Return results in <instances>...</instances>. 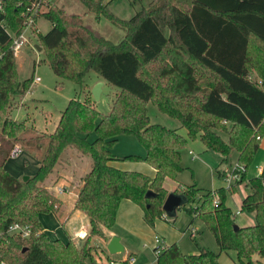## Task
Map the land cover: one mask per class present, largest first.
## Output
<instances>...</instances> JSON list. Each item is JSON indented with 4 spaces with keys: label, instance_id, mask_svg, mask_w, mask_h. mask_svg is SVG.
Masks as SVG:
<instances>
[{
    "label": "trees",
    "instance_id": "1",
    "mask_svg": "<svg viewBox=\"0 0 264 264\" xmlns=\"http://www.w3.org/2000/svg\"><path fill=\"white\" fill-rule=\"evenodd\" d=\"M36 1L0 0V264H93L90 239L113 232L122 201L139 206L147 225L154 226L164 214L165 181H176L183 172L180 150L197 138L207 151L237 154L245 172L236 184L244 182L248 190L241 213L254 216L256 224L234 231L226 199L236 185L204 192L183 187L175 194L213 233L220 254L235 251L238 264H264V165L258 177L247 180L264 140V0H153L125 21L105 0H75L86 9L83 15L51 0L48 11L36 17L51 23L49 32L35 33L36 25L31 32L56 77L77 86L52 134L12 116L34 83L33 78L18 81L13 44L25 28L22 14ZM88 15L107 20L124 36L109 40ZM90 72L116 89L109 114L95 109L85 80ZM149 104L178 120L188 140L152 125ZM121 135L135 136L145 158L114 157L111 150ZM70 150L76 151L71 159H91L74 203V211L89 221L80 248L72 240L51 238L41 223L44 215L63 217L53 189L64 178L58 167L70 159L64 158ZM21 151L40 162L27 181L6 169L7 160ZM117 161L144 163L155 175L122 170ZM148 192L153 195L147 197ZM13 224L32 226L33 235L21 240L7 234ZM220 254L203 249L189 256L173 244L155 264H219Z\"/></svg>",
    "mask_w": 264,
    "mask_h": 264
},
{
    "label": "rangeland",
    "instance_id": "2",
    "mask_svg": "<svg viewBox=\"0 0 264 264\" xmlns=\"http://www.w3.org/2000/svg\"><path fill=\"white\" fill-rule=\"evenodd\" d=\"M54 1L60 6L65 5L68 13L83 15L86 12L84 6L75 0ZM105 1L106 3L110 2V12L114 13L120 20L125 21L141 11L143 7H148L153 0ZM87 20L95 29L111 41H117L124 36L123 32L103 18L98 20L96 17L88 15ZM50 28L51 23L42 18L38 22V27L36 24L35 33L38 34L39 32L42 35H46ZM28 34V44L20 49L21 51L18 55H15L17 79L18 81L23 82L31 78L35 80V78L38 77L41 82L36 83L34 81L30 91L18 99L19 102H23V99L26 97V103L24 106L20 105V107L14 109L12 111V116L13 119L19 123L22 122L29 127L33 126L39 132L52 134L56 129L55 127L58 124L63 111L66 109L69 102L76 97L77 86L70 80H60L56 77L51 66L48 65L46 61V53L44 50H42L41 47V52L36 49V45L38 47L39 45L35 34H32V32ZM85 80L89 85H92L98 80V78L94 73L90 72ZM261 82L262 81H260V83ZM115 90V88L106 85L101 93V98L98 101L93 99L96 111L101 112L102 114H109L111 112L110 110ZM147 109H149L148 115L152 125L165 126L170 130L176 131L187 139V132L178 120L176 121L168 115L160 113L152 104H149ZM95 139L96 135L91 134L88 141L93 142ZM111 152L114 157L118 158L131 156L145 158L146 154L141 143L133 135L119 136ZM73 153L76 154V151H68L64 158L66 159L68 155H70V159L64 162L61 167H58L64 177H73L72 173L74 171H79V167L76 168L75 166L76 163L82 167L87 163L89 164V167L91 165V159L85 155L79 156L80 160L78 162L76 159H71ZM180 155L182 156L181 166L183 172L179 175V178L176 181L167 180L164 186L165 188L169 190L178 188L175 193L183 187L191 186H196L203 192L214 191L221 188L228 189L229 186L224 179L225 176L231 173L237 166V154L233 153L231 156L225 157L212 150L207 151L201 140L197 138L194 141L188 140L187 146L180 150ZM255 159L256 160L253 164L248 168L247 180L258 177L259 170L257 169V166L264 160V141L262 142ZM9 161L8 173L12 176H17L18 179L33 177L37 173L38 166L36 160L32 156L23 152L18 154L17 157L11 158ZM81 162L84 164H81ZM115 166L121 169H130L126 171H132L136 170L132 168L140 169V167H142L140 170L146 175H148L146 172L149 170V165L132 161H117ZM54 176L55 175H53L47 183L50 184V186L55 179ZM61 182L65 183L63 179ZM235 185L237 188L233 191L227 190L226 201L227 206L231 208L234 214L236 225L241 228H243V226L255 225L256 220L254 216L245 212L241 213L240 211L243 199L248 194L246 183L242 182L241 186L237 184ZM67 188L70 190V193L66 198L74 196L76 193L74 188L68 186ZM169 190H167V196L170 194ZM203 192L200 194H203ZM185 206L187 207V204L184 201V204L180 209H176L173 213L164 212L162 218L156 220L154 226H148L145 222L148 228L145 230L142 228L139 229L140 231L143 230L142 233H144V236L142 233L139 235L135 234L134 230L132 231L133 234H125L122 228L119 229L118 226L115 227L116 233L123 237L121 244L124 251L122 253L112 255L108 252L107 246L112 239L109 240L110 238H108L105 230L102 237H92L90 239V245L96 249L93 264H130L127 262V259L134 257L136 258L134 264H155L157 255L156 252L153 251L152 246L156 236L161 240L162 238L166 239L167 244H177L179 250L185 255L195 256L203 249L220 254V249H218L213 233L209 232L207 226L200 218L190 216L186 212ZM64 217L65 214L63 215V219ZM124 219L131 222L132 226H135L138 222L142 225L139 217H134L130 214L128 215V212L124 214ZM76 221L77 219L74 216L71 217L69 222L61 220L62 223L65 222L63 225L68 232H71L72 227L78 223ZM84 221H86V225L89 224L87 218H85ZM156 224H160V228L163 230L162 234L161 231H159L160 229H156ZM55 226L58 225L56 224ZM62 234L63 231L61 225L59 229H57L56 235L61 236ZM50 237L53 238V236ZM121 237H119L120 240ZM71 239L79 248L87 242V240L81 242L75 237ZM107 240H109L108 243ZM219 264H238L237 253L235 251H228V253L220 254Z\"/></svg>",
    "mask_w": 264,
    "mask_h": 264
},
{
    "label": "crops",
    "instance_id": "3",
    "mask_svg": "<svg viewBox=\"0 0 264 264\" xmlns=\"http://www.w3.org/2000/svg\"><path fill=\"white\" fill-rule=\"evenodd\" d=\"M40 21V20H39ZM38 21V22H39ZM38 22H37V27H38ZM99 82H102V83H104V86H103V89H104V87L106 86V83L102 80V79H99L98 78V80L95 82V83H93L92 85H90L91 86V89L95 86V85H97ZM25 99H26V97L23 99V102H20L21 104L20 105H25ZM264 141V140H263ZM21 152H23V153H25V154H27V155H29V156H32V155H30L29 153H27V152H25V151H21ZM20 152V153H21ZM20 153H18V154H20ZM18 154L16 155V156H14V157H11V158H15V157H17L18 156ZM35 160H36V162H37V166L39 167V164H40V162H39V160H37L34 156H32ZM10 158V159H11ZM9 159V160H10ZM9 160H7L8 162L6 163V169H7V171L9 172V169H8V164H9ZM78 162V161H77ZM81 164H84L83 162H81ZM263 165H264V160L263 161H261L259 164H258V166L257 167H261V168H263ZM75 166H76V168H78L79 169V171L77 172V171H74L73 173H72V175H73V177H64L63 178V180H64V182L65 183H62V182H60V183H58L57 184V186H68V187H73L74 188V190L76 191V193H75V195L74 196H72V197H70V198H66L67 197V195H64V196H57L59 199H60V201H61V206H62V209H61V212L63 213V215L65 214V217H64V219H63V217L60 219V218H57V216H55V215H44V216H42L41 217V223L43 224V228H44V232H46L48 235H50V236H53V238L55 239V238H57V239H61L64 243H67L69 240H72L71 238H73V235H74V233L75 232H77V231H79L81 228H84V229H87L88 230V234H89V224L88 225H86V221H84L85 220V216L81 213V212H79V211H74V203H75V200H76V198H77V195H78V192H79V187L81 186V179L84 177V175H85V172H87L88 170H89V164L87 163L86 165L84 164V166L82 167L81 165H78V163H76L75 164ZM119 168V167H118ZM121 169V168H120ZM132 169H136V170H132ZM131 170L132 171H137V172H141V170L140 169H142V167H140V169H138V168H132ZM122 170H130V169H122ZM131 171V172H132ZM142 171H146V170H142ZM141 173H143V172H141ZM148 175H150V176H154L155 175V172H154V170L149 166V170H147V172H146ZM10 174V173H9ZM260 174V173H259ZM12 176V175H11ZM13 177H15L16 179H18L17 178V176H13ZM167 181V180H166ZM166 181H165V183H166ZM164 186H165V184H164ZM165 188V187H164ZM167 189V188H166ZM178 188H176V189H174V190H169V189H167V190H169V193L171 194V193H175V191L177 190ZM243 203V202H242ZM121 207H120V209H119V212H118V215H117V224H116V227L118 226V228L120 229V228H122L123 230H124V232H125V234H128V233H131V234H133V230H134V233L135 234H141L142 233V231L143 230H145L146 228H148L147 226H146V223H145V221H144V219H143V212H142V210H141V208L139 207V206H137L136 204H132L131 202H129V201H122L121 202ZM242 205V204H241ZM240 211H241V206H240ZM126 212H128V215L130 214L131 216L133 215L134 217H139L140 218V220H141V223H142V225L138 222L137 224H135V226L133 225H131V222H129V221H126L125 219H124V214L126 213ZM84 216H82V215ZM75 217L76 219H77V221L76 222H78V223H76L73 227H72V229H71V232H68L67 230H66V228L64 227V223H62L61 222V220H66V222L68 221H70V219H71V217ZM58 225V226H55L56 224ZM62 225V231H63V234L61 235V236H58V235H56V232H57V229H59V227ZM137 225V226H136ZM250 226H252V225H250ZM155 227H156V229L157 230H159V231H161V234L163 233V230H161V228H160V224H156L155 225ZM243 227H248V226H243ZM140 228H142L143 230H139ZM105 233H107V236H108V238H110L109 240H111L112 238H114V237H118L119 235L116 233V230H115V228H114V230H113V232H106L105 231ZM142 235L144 236V233H142ZM88 236V235H87ZM119 237H121V236H119ZM52 238V237H51ZM87 239V238H86ZM122 239H123V237H121V241H122ZM155 239V238H154ZM109 240H107V243H108V241ZM162 240H163V244L165 245V246H170V244H167L166 243V239H164V238H162ZM79 241H81V242H85L86 240H79ZM174 244V243H173ZM172 243H171V245H173ZM78 245H79V243H78ZM152 249H153V251H154V249H155V243L153 244V246H152ZM136 259V258H135ZM111 263V262H110Z\"/></svg>",
    "mask_w": 264,
    "mask_h": 264
},
{
    "label": "built area",
    "instance_id": "4",
    "mask_svg": "<svg viewBox=\"0 0 264 264\" xmlns=\"http://www.w3.org/2000/svg\"><path fill=\"white\" fill-rule=\"evenodd\" d=\"M51 0H37L33 3V6L26 9V11L22 14V18L25 19V28L23 32L20 34V36L15 39L13 44V50L15 52V55H18V53L21 51L20 49L28 44V33H30L35 25L37 24L36 17L46 13L49 9ZM36 83L41 82L38 77L34 80ZM259 170V173H262L263 169L261 167H257ZM245 172L244 167L237 166L233 169V171L225 176V181L228 184V189H231L233 185H235L237 182L241 181L242 174ZM54 191L57 196H64L68 195L70 193V190L67 188L56 186L54 188ZM216 203L217 199H216ZM7 234L11 236H15L21 240L28 239L33 235V228L29 225H20V224H13L9 227ZM88 235V230L81 228L79 231L75 232L73 237H75L77 240H86ZM2 236H0V239ZM155 243V249L157 257L163 253L165 246L163 244V240H161L158 236L154 239ZM136 261L135 257L131 259H127V262L130 264H134Z\"/></svg>",
    "mask_w": 264,
    "mask_h": 264
},
{
    "label": "water",
    "instance_id": "5",
    "mask_svg": "<svg viewBox=\"0 0 264 264\" xmlns=\"http://www.w3.org/2000/svg\"><path fill=\"white\" fill-rule=\"evenodd\" d=\"M36 49L41 52L42 50L36 45ZM103 86L104 83L99 82L97 85H95L92 89H91V95L93 96V99L95 101H98L101 98V93L103 91ZM28 179H30V177H24L23 180L27 181ZM153 193L152 192H148L147 197L152 196ZM184 197L183 196H178L175 193H171L167 196V198L164 201V206H163V212L165 213H173L176 209H180V207L184 204ZM240 229V227L238 225L234 226V231L237 232ZM107 250L108 252H110V254L112 255H116L118 253H122L124 251V248L121 244V240L118 237H114L112 238V240L109 242L108 246H107Z\"/></svg>",
    "mask_w": 264,
    "mask_h": 264
}]
</instances>
